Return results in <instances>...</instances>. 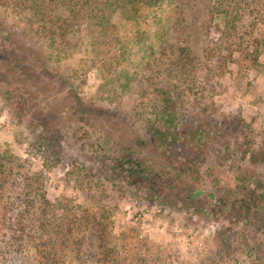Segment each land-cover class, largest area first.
I'll return each instance as SVG.
<instances>
[{"label":"rangeland","instance_id":"rangeland-1","mask_svg":"<svg viewBox=\"0 0 264 264\" xmlns=\"http://www.w3.org/2000/svg\"><path fill=\"white\" fill-rule=\"evenodd\" d=\"M88 2L0 0L4 264H264V0Z\"/></svg>","mask_w":264,"mask_h":264},{"label":"trees","instance_id":"trees-1","mask_svg":"<svg viewBox=\"0 0 264 264\" xmlns=\"http://www.w3.org/2000/svg\"><path fill=\"white\" fill-rule=\"evenodd\" d=\"M74 1H75V3H77V5H79V3L80 4H90L88 2V0H68V3L70 4V5H68V8L70 9L71 13L74 14V16H76L77 13L80 11V8L77 9V8H75L72 5V2H74ZM205 4L207 5V1L205 2ZM100 11H104V9L103 10H100V8L99 9H96V12H98V16L100 14H103ZM209 11H210V13H213V11L211 9H209ZM65 24H66V26H69V22L63 23V25H65ZM186 52H188L189 55H186L185 54L183 60L186 59V58L188 60H193V61L196 60L195 57H191V55H192L191 49H189ZM182 55H183V53L181 54V56ZM166 112L168 113V111H166ZM167 130H169L167 135L170 136V138H171L170 140H173L172 144L173 143L175 144V143L179 142V137L181 136V133L179 132V130H176V131H171L170 129H167ZM190 134L191 133L188 132V135H190ZM172 144L170 145V148L171 149L174 148ZM170 152H171L170 155H171L172 158H177L178 149L173 150V151H170ZM173 152H175V153H173ZM197 156L198 155H196L195 157L194 156L189 157V160L190 161H187L185 163H182V165H181L180 168H176L177 169L176 172H172V173L169 174L170 181H172L173 184L175 185V186H172V188H173L172 190L175 191V192H177L178 194H180L179 195L180 197H181V194L184 195V194H190V193H192L191 192L190 184L186 182L185 177H187V176L189 177V172H191L193 170L194 166L196 165ZM155 174H157V173H155ZM4 183H2V184H4ZM154 185H157V181L154 182ZM187 185L189 186V188L186 189V186ZM1 191H2V189H1V186H0V192ZM171 193H173V192L171 191ZM31 197L32 196L30 195V198L27 199V202L33 203ZM18 198L21 200L20 201L21 204L26 200L25 199L26 198L25 195H20ZM5 203H8L9 204V201L8 202H5ZM12 204H15V203H12ZM12 204L10 203L11 207L9 205L8 206L9 209L7 207L5 210H2V209L5 208L4 205H1L0 204V230H1V228H6L5 227L6 226V222H9L8 220H6V216H8L7 214L9 213V210L12 209V207H13ZM28 206H30L29 203L27 204V206H24V207H22V205H21V207H22V213H21V216H20L21 220H23L24 219V216H26V215H24L25 210L29 212V210L27 208ZM19 224H20V228L22 230V233L19 232L18 234H21V235H15V237H13L10 241H3L2 240L3 238L1 239V237H0V259L3 260V261L0 260V263H2V264H4V261L6 260V255L7 254L12 253L13 251H15V252H22L23 250L26 249V245L24 243V237H23L24 236L23 235V232L25 231V227L23 226V222L22 221Z\"/></svg>","mask_w":264,"mask_h":264}]
</instances>
